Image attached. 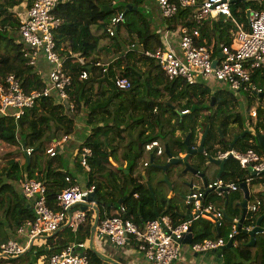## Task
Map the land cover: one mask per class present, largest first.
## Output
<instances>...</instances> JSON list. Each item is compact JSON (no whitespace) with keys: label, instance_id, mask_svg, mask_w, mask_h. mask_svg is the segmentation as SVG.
<instances>
[{"label":"trees","instance_id":"16d2710c","mask_svg":"<svg viewBox=\"0 0 264 264\" xmlns=\"http://www.w3.org/2000/svg\"><path fill=\"white\" fill-rule=\"evenodd\" d=\"M25 1L27 5L31 3V0H0V82H4L9 75H15L21 80L25 91L30 93L46 86L49 75L47 79L45 73L49 74L51 66L48 65L46 72L45 68L39 66L40 58L45 56L43 53L34 65L29 64L25 55L29 48L19 33L20 18L13 12V8L26 3ZM146 1L61 0L56 7L54 13L61 18L62 23L55 31L54 39L59 53L67 57L65 69L72 79L68 89L69 99L62 101L56 95L43 97L18 120L11 116L0 117V141L20 147L26 145V148L32 150L30 156L23 154L22 164L9 159L4 166H0V244L9 240L11 233L16 234L20 226L35 217L34 211L27 207V200L18 190L21 180L29 178L44 182L48 204L55 210L60 208L57 196L77 182L70 171H64V162L58 157V153V156L51 157L47 148L51 141H61L64 136L72 137L77 134L81 129L78 122L84 129L90 130L80 151L82 147L88 146L92 148L93 155L89 158L90 170L86 171L80 160H77V171L87 175L88 187L94 186L95 193L104 203H112L108 212H103L102 216L113 215L111 209L116 208L124 196L129 195L131 198L132 194L133 197L137 194L127 204V216L138 224L157 218L156 212L160 211L161 202H171L175 196L185 195L181 194L179 186L181 182L183 186L189 185L185 181L186 174L175 169V165L165 172L155 164H166L167 150L176 157L186 154L188 148L185 140L189 133L192 134L191 145L197 146L195 134L202 111H209L205 115L203 127L206 129L210 126V132L205 151L196 154L199 158L196 162L193 161L195 155H192L191 164L199 170L206 167L208 174L210 168L216 166L208 163L209 156H217L219 151L234 147L223 139L215 141L220 131L226 134L231 122L243 126L241 115L230 110L231 106L224 92L214 93L216 104L212 107L213 94L204 82L189 84L182 78L170 79L156 60L145 54V51L163 46L162 32L154 27L153 21L142 11ZM197 7H181L175 17L166 19L168 29L175 30L178 26L193 27L196 24ZM253 8L263 10L264 0L263 4L236 0L232 5L233 18L248 26L247 13ZM120 13H124V19L118 23L115 35L111 36L108 28L113 17ZM224 17L226 20L222 19L219 23L222 26L224 23L229 31L237 30L233 18ZM202 41L201 44L204 43ZM231 43L232 38H228L223 45ZM215 51L213 54H218ZM98 63L102 66L97 65ZM83 71L88 72L87 78L81 77ZM118 77L128 78L132 86L129 89L118 88L115 84ZM207 96L210 97L209 105L204 103ZM70 104L74 105L73 110ZM257 114L262 120L256 123L255 129H264L263 106L258 107ZM177 131H180V135L176 134ZM252 138V133L246 134L243 150L253 148L264 153L255 140L250 141ZM153 140L159 141L163 148L162 154H157V149H146V145ZM142 159L143 168L138 173V163ZM165 173L168 174L172 187L163 180ZM248 174V170L241 168L239 162L232 158L225 163L224 177L237 184L246 181ZM67 176L72 182L66 181ZM253 182L264 184V175L256 176ZM131 188L134 190L131 191ZM192 191L195 190L190 189L187 195ZM171 193L174 196L169 199ZM239 198L238 194H229L226 198L227 205H234ZM186 205L190 207L189 204ZM168 212L173 218H178L172 210ZM92 219V212L87 211L86 222L77 230L61 228L56 235L48 238L46 246L49 245L50 250H38L36 260L46 254L48 264L49 257L67 244L85 242L90 236ZM191 228L196 242L224 237L229 231L217 228L205 218L194 220ZM237 237L241 242L242 252L238 255L233 248H225L224 264H243L256 257H259V264H264V233H259L255 240V245L263 248L261 255L249 247L248 233L241 230ZM88 255L91 264H101L100 259L90 250ZM4 260L0 264L11 261ZM26 264L34 263L28 261Z\"/></svg>","mask_w":264,"mask_h":264},{"label":"built area","instance_id":"2783aa9c","mask_svg":"<svg viewBox=\"0 0 264 264\" xmlns=\"http://www.w3.org/2000/svg\"><path fill=\"white\" fill-rule=\"evenodd\" d=\"M61 0H31L27 14L20 20V36L29 48L25 53L29 64L37 63L38 57L43 53L51 66L49 80L42 90L26 92L21 80L15 75H9L4 82H0V117L11 116L20 119L27 109L32 108L41 98L56 95L62 101L69 99L68 89L72 84L71 76L65 69L67 57L62 56L57 50L54 39L55 31L62 21L54 11ZM162 15L165 19L175 17L180 8L198 6L195 13L196 24L193 27H180L175 29L178 36V50L167 45L155 50L145 51V54L156 60L161 70L170 79L182 78L189 84L214 79L224 84L233 92L260 94L254 79L259 70L264 67V9H249V24L237 22L233 18L232 5L235 0H157ZM227 16L236 22L235 38L230 45H222L219 49L221 56L213 54V48L201 44L199 41V26L209 17ZM124 19L123 14L113 17L108 32L111 36L116 33V27ZM219 59L217 65L214 60ZM82 58H79L80 62ZM97 65H101L98 63ZM82 78L88 77V72L83 71ZM115 84L120 89H129L131 80L118 77ZM73 110L74 105L70 104ZM187 111H184L186 113ZM253 118L258 116L257 110L252 111ZM69 136H64L66 141ZM60 141H54L47 148V153L54 157L57 155L56 147ZM148 151L157 149V154H162L163 148L158 140H153L146 145ZM26 154L31 155L32 150L26 148ZM93 155L92 148H81L79 158L81 166L90 170L89 158ZM221 160L233 158L238 161L241 168L250 170L252 176L246 181L253 183L255 176L264 173V153L253 148L245 151L229 149L218 154ZM253 173L256 175L253 176ZM66 181L71 182L67 176ZM215 192L218 196H228L229 193L239 190V184L226 181L222 178L208 183L204 190L192 191L186 198V203L192 208L193 217L188 220H179L170 215H161L142 224L136 223L127 216V208L122 205L118 213L101 217L95 233L97 236L109 239L118 246L135 243L144 256L153 264H174L180 256L182 241L192 232V222L205 218L214 226L220 225L224 212L213 202H206L207 191ZM95 187L84 189L79 184H71L58 196L59 209L55 210L48 204L47 188L44 182L37 179H23L21 193L27 200L33 202L34 219L20 226L18 234L24 236L26 241L20 242L10 238L0 244V259H14L29 249L36 241L45 236L56 234L63 226L73 230L86 222L87 211L81 205L89 202L88 194L94 193ZM252 189H250L251 196ZM138 196L137 194H135ZM264 201L254 198L248 201L246 222L243 228L248 230L256 226L258 216L262 212ZM88 210V209H87ZM240 229L234 225L225 237L205 239L192 243V250L197 253H206L225 247L229 240L235 239ZM88 244L85 242H72L60 251L52 254L48 264H91L88 255Z\"/></svg>","mask_w":264,"mask_h":264},{"label":"crops","instance_id":"0c3cea01","mask_svg":"<svg viewBox=\"0 0 264 264\" xmlns=\"http://www.w3.org/2000/svg\"><path fill=\"white\" fill-rule=\"evenodd\" d=\"M198 1L202 2L203 0H198ZM250 1L256 2L257 4H263V0H250ZM146 2L147 3L145 4L144 7L146 8L147 16L150 17L151 21H153L154 27L157 30H159L160 32H162L164 45H167L171 48L178 50L179 42H178L177 31L168 29L166 19L162 15V12H161V9H160V6H159L157 0H147ZM29 5H30V3H29ZM29 5H27V2H26V3H22L18 7L13 8L14 14L16 16H18V18H20V20H21L23 17L26 16L27 9H28ZM222 19L225 21L226 17H224V16L209 17V18L205 19L203 21V23L199 26V30H200L199 41L203 40L202 42H204V43H202V44H205L206 46L213 48V50L214 51L216 50L215 52H217V53L219 52V49L224 44V42L226 40H228V38H232V43L234 41L233 39L235 38V31L236 30L231 29L229 31L227 26H225L224 23L222 26L219 23ZM239 23H241V22H239ZM179 28L180 27L178 26V29ZM48 65H49V63L47 62L45 56L44 57L42 56L39 60V66H42L43 68H45L46 69L45 72H46V71H48ZM45 75L47 76V79H48L49 74L45 73ZM213 81H214V79L212 81H210V80L209 81H202L205 83L204 85H206L210 88V90L213 94L211 106L214 107L216 104V97L214 96V93L217 91H223L225 96H227L228 104L231 106V107H229L230 110L235 114H240L242 117V120H243V126L242 127L240 126L239 123L231 122L229 130L226 132V134L222 133L219 130L220 134L219 133L217 134V136L215 137V141L219 142L221 139H223L225 141L230 142V145L232 147L234 146L233 149H236L239 151H244L243 150L244 138L246 137V134L252 133L253 138L250 141L254 142V140H255L256 141L255 143L258 144V141L256 139V134L259 132H264V129L261 128V129L257 130V129H255V127L250 126L249 124L251 121H254V123L256 125V123L258 124V122H260L262 120V118H258V116L255 119H253L252 111L255 109L258 110V107L260 105L264 107V67L260 70L258 76L255 77V79H254L255 84L259 88L263 89V92L260 94L233 92V91L229 90V88H227L224 84L222 86H219L217 89H215L214 87H212L210 85V83ZM211 84L213 85V83H211ZM245 96H247V97L245 98ZM209 102H210V97L207 96L204 100V103L206 105H209ZM206 112H209V111L205 110V111H202L200 113L199 127L197 128V131L195 134V143L197 144L196 147H199L201 140H202V136L204 135V133L206 132L207 129H208V133L206 136V140L209 136L210 126H208L206 129H204V127H203ZM78 124H79V127L81 128L77 131V134L79 135L78 138H75V135H77V134H73L72 137L69 136V138L66 141L61 140L60 141L61 143L56 147V150H57V153L59 155V156L58 155L57 156L63 159L62 161L64 162V166H65L64 171H70L77 178V182L73 183V184H79L84 189H88L91 187H88L87 175H85L80 170L77 171L78 169L76 166H77V160H80V158H79L80 147L83 145V142L85 141L86 137L88 136V133H90V130L87 127H86L87 129H84L83 125L80 124V122H78ZM177 132H179V134H177V135H180V131H177ZM244 132H245V134H244V136H242V134ZM206 140H205V143H206ZM53 142L54 141H51L48 144L49 145L48 147H50V145ZM190 142H191V138H190ZM217 145H219V144H215V146H217ZM262 149L264 150V148H262ZM204 150H205V146H204ZM23 151H24L23 154H25L26 152H25L24 148H23ZM221 151H219V153ZM218 154H217V156H214V158H218ZM184 155L185 154H183V156ZM111 162H114V160L111 159ZM214 165H216V164H214ZM210 169L211 170L209 171L208 174L206 173V171H204L205 176H206L209 183L213 182L217 179V174H218L220 168H219V166L216 165L215 167H212ZM128 172H129V170H128ZM248 173H249L248 177L252 176V172L250 170H248ZM185 174H186L185 175V177H186L185 181H187L188 184L190 181H193V184H194L193 189L195 191L205 189L204 181L202 178H199V177L193 175L191 172H186ZM262 175H264V174H262ZM220 178H222L226 181H233L229 178L224 177V171H223L222 176ZM197 180H199L200 184H197ZM21 181L18 183V190L20 191V193H21ZM71 182H72V179H71ZM138 184H141L143 186L142 183L138 182ZM195 186H197L199 188L195 189L194 188ZM257 187H258V190H256L254 193L251 192V196H250L249 201L250 200L252 201L254 198H259V199H262L264 201V184L259 183V184H257ZM134 188H135V186H134ZM134 188L133 189L131 188V191L134 190ZM179 188L182 190L181 194H185V195L183 197L175 196L174 200H172L171 202H166V201L161 202L160 207H159L160 211H158L160 216L161 215H170L171 216L170 212H168V211L172 210L174 213H176V216L178 217L177 219H179V220H188V219H191L193 217L192 208H190L186 205V198L188 196L187 194L189 193V190L192 189V187H190L189 185L183 186V182H181ZM229 194H230V196L235 195V194L240 195V198L238 199L237 202L236 201L234 202V205L233 204L229 205V206L227 205V202H226L227 196H218L215 192H212V191H208L206 193V196H207L206 202L207 201L213 202L217 207L221 208L223 210V212L226 211L228 216L230 218H232V221H230V220L225 219V217H223V219L220 220V225L216 226L217 228L221 227L223 229L229 230L228 234L230 233V231L232 230V227L234 225L238 226V224L242 218L243 207L241 206V203L245 199L244 192L240 188H239V191H234V193L231 192ZM132 195H131V198L129 195L124 196L120 200L122 202L121 203L118 202L116 205L117 207L111 209V214L118 213V211L121 209L122 205L126 206V208H127V204H129L133 198L137 197L136 195L134 197ZM172 196H174V195L171 193L169 195V197H170L169 199L173 198ZM156 197L157 196H155V198ZM182 199H183V201H185V203H184L186 206L185 210L181 209ZM110 206H112V203L107 201V205L102 206L100 208L101 216H102L103 212H108V209H110ZM27 207H30L31 210H33V202L31 200L27 199ZM87 211L92 212V218H93L92 219L93 220L92 226H91V229H92L97 213H96V210L93 208V206H89ZM138 212L140 213L141 210H139ZM263 214H264V205L262 207V212L260 213V216H262ZM187 216H190V218ZM246 219H245V221H246ZM246 225H248V223L244 222V226H246ZM63 227H68V226H63ZM6 228L8 229V226ZM241 230L242 229H240V231ZM192 233H193V230H192ZM54 235H56V234H53L52 236H49V237L45 236L43 238L38 239L36 241V243L34 244V246L31 249H29L27 252L36 255L38 250H39L38 252L49 251L50 250L49 245L46 246V244H47L48 238L53 237ZM227 236L228 235H226L224 237L226 238ZM10 238L17 239L18 241L23 242V243L26 241V238L24 236L18 234V232L16 234L11 233ZM249 238H250V242H251V237L249 236ZM91 242H93V246H94L93 248L94 249H92L90 246ZM193 242H196L194 233H193V240L191 243H184V240L182 241L181 248H180V256H179L178 260H176L174 262V264H224L223 252L225 251L224 249L227 247L222 249V252H221L222 258L221 257L219 258V256H217V250L209 251L206 253L194 252L192 250V243ZM250 242H248L249 247H251L252 249L254 248L255 252H257L259 255H261V251L263 248L259 245H255V241L253 242V244H250ZM85 243L88 244L89 250L92 253H94L100 259L101 264H153L151 261H149L144 256L143 252L137 247V245L135 243H130V244L125 245V246H118V245L112 243L107 238H102V237L97 236L96 233H95V237L92 239L91 238V232H90L89 238L85 241ZM232 248L234 249L236 254H238V255L241 254L242 247H241V242L238 239V237H236ZM232 248H228V249H232ZM42 249H44V250H42ZM94 250L99 255L96 254V252ZM19 257H17V258H19ZM17 258H14V259H17ZM47 258H48V256L46 254H42L36 260V262L38 264H47ZM14 259H8V260H14ZM1 260L2 259H0V261ZM4 261H7V260H4ZM243 264H259V257H256L253 261H244Z\"/></svg>","mask_w":264,"mask_h":264},{"label":"water","instance_id":"95a60500","mask_svg":"<svg viewBox=\"0 0 264 264\" xmlns=\"http://www.w3.org/2000/svg\"><path fill=\"white\" fill-rule=\"evenodd\" d=\"M106 9H109V7H107ZM135 9H137V7H135ZM126 12H127V9H126L125 13ZM247 14H248V17H249L250 10H248V13ZM123 15H124V13H123ZM218 55L221 56V52L220 51H219V54ZM218 61H219V59H215L214 60V65L215 66L217 65ZM207 133H208V129L206 130V132L202 136V140H201V143H200L199 147H193L191 145L190 138H191L192 134L189 133L188 136L186 137V140H185L188 149H187V153L184 156H180V157L173 156L169 152V150H167L168 161L166 162V164H162V165L161 164H155V166L158 167V168H160V169H162L165 172H167L168 169L172 165L179 166V167H184L183 173L191 172L193 175H195V176H197L199 178H202L203 181H204V187L207 188L209 182H208V180H207V178L205 176V172H204L206 170V167H205L204 170H199L198 168H196L195 166H193L191 164V162H190V157L192 155H196L198 153H203L205 151L204 150V146H205V140H206ZM244 134H245V132L242 134V136H244ZM256 139L258 141L259 146H261L262 148H264V132L257 133L256 134ZM24 149L26 150V145H24ZM226 161L227 160H221V159H218V158H214L212 156H209L208 162L209 163H214L217 166H219V168H220L219 169V172L217 174V179H219L222 176V173H223V171L225 169V163H226ZM255 175L256 174L253 173V176H255ZM163 180L170 187H172V183H171V181H170L167 173H165V176H164V179ZM189 186L193 188V186H194L193 181H190L189 182ZM194 188L195 189H198L199 187L195 186ZM239 188L244 192L245 199L241 203V206L243 207V215H242V218H241V220H240V222L238 224V227L240 229H242L243 232L248 233V235L251 237L250 244H253V242L256 240V235L259 234V233H264V227L262 226V221L264 219V214L258 218L257 224H256L255 227H253L250 230H248L247 228H243L244 227V222H245V219H246V216H247V204H248V201L250 199V189H251V186L248 184L247 181H244V182H242V183L239 184ZM87 199L89 200V202L82 204L81 205V209L83 211H87V209H88L89 206H93V208L96 210V213H97L96 218H95L94 225H93V227L91 229V238L93 239L95 237L96 226H97L100 218L102 217L101 216L100 208L102 206L107 205V204L104 203V201L95 192L88 194ZM121 202L122 201H120V203ZM156 215H157V217H160V214H159L158 211L156 212ZM187 217L190 218V216H187ZM224 217H225V219L232 221V218H230L228 216V214H227L226 211H224ZM192 240H193V233L190 232L186 236V238L184 239V243H191ZM90 246H91L92 249H94L93 248L94 247L93 246V242H91ZM232 246H233V240L231 239V240H229L228 244L225 247L232 248ZM225 247L219 248L217 250V256H219V258L220 257L222 258L221 252H222V249H224ZM96 254H98V253L96 252ZM35 264H38V263L35 262Z\"/></svg>","mask_w":264,"mask_h":264},{"label":"rangeland","instance_id":"374dc122","mask_svg":"<svg viewBox=\"0 0 264 264\" xmlns=\"http://www.w3.org/2000/svg\"><path fill=\"white\" fill-rule=\"evenodd\" d=\"M142 11L145 14H147L145 7L142 8ZM212 80L210 79V81H212ZM211 83H213V85ZM211 83H210V85L212 87H214L215 89H217L219 86L223 85L221 82L216 81V80H214ZM246 97L247 96H245V98ZM208 113L209 112H206V114H208ZM253 119H255V118H253ZM249 125L255 127L254 121H251ZM176 134H179V132H176ZM78 136H79L78 134L75 135V138H78ZM23 147H20L18 145H11V144H8V143L0 141V166H4L6 164V162H7V160H9V159H15V160L19 161L20 164H22L24 162ZM157 159H159V157ZM198 159H199L198 155H195L194 158H193L194 161H198ZM138 168L140 170L139 171L137 170V172L140 173L142 171V168H143V159L139 160ZM175 169H177L179 172L183 173L184 167L176 166ZM197 184H200L199 180H197ZM251 189H252L253 193L256 190H258L257 184H255L253 182L252 185H251ZM184 203H185V201H183V199H182V205L180 204L182 210H185V208H186ZM36 258L37 257L34 254L25 252L19 258L11 260L9 262H6L4 264H25L28 261H30V263H34L35 264Z\"/></svg>","mask_w":264,"mask_h":264}]
</instances>
